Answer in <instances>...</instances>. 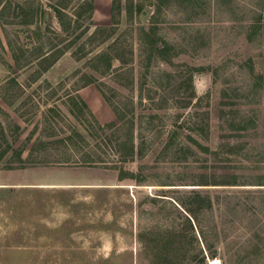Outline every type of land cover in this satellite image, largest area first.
Wrapping results in <instances>:
<instances>
[{
	"label": "rangeland",
	"instance_id": "1",
	"mask_svg": "<svg viewBox=\"0 0 264 264\" xmlns=\"http://www.w3.org/2000/svg\"><path fill=\"white\" fill-rule=\"evenodd\" d=\"M85 1L0 0V131L37 126L46 156L25 165L43 188L0 189V264H264V0H94L93 18ZM19 163L0 158V183ZM193 191L214 202L199 223Z\"/></svg>",
	"mask_w": 264,
	"mask_h": 264
},
{
	"label": "trees",
	"instance_id": "2",
	"mask_svg": "<svg viewBox=\"0 0 264 264\" xmlns=\"http://www.w3.org/2000/svg\"><path fill=\"white\" fill-rule=\"evenodd\" d=\"M84 5L87 7V10L89 12V17L93 18V14H94V11H95L94 0L85 1ZM40 9L41 10L36 11L33 15L37 16L39 11H40L41 12L40 14L42 16V14H44V13H43L42 8H40ZM53 10H54V12L56 14V17H57L58 21L64 27V29H66V30L70 29L71 26H72L71 25L72 19H70V16L67 14L66 8H64V6H61V5H54L53 6ZM140 11H141V9H139V12ZM30 22L33 23V17H32L31 20H29L27 22H24V23L27 24V23H30ZM155 30H156L155 28H151L150 33L146 32L145 30H144V33H145L146 36H149V35L153 36L156 33ZM97 31L98 30H96L94 33H97ZM149 44L153 48H155L157 43L155 41H150ZM11 48H12V46L10 45V49ZM159 51L162 52L161 50H159ZM53 53L51 54L52 57H51V55H48L45 58L46 62H48V65L45 67V71L47 69H49L52 65H54V63L65 53V51L64 50H59V51H56V52H53ZM13 57H14L15 62L17 63L18 59L16 58V56L14 54H13ZM48 57H50V58H48ZM12 82L15 83V80H12ZM103 96L106 99V101L111 105V103L109 102V99H107V97L104 94H103ZM80 101H81L83 107L85 109L89 110V108L86 105V103L83 100H80ZM114 111L116 112L117 116L119 117V114L117 113V111L115 109H114ZM91 115L93 116L92 113H91ZM97 124L99 125V127L104 128V126H101V124L98 121H97ZM115 125H116V123H110V124L105 125V126L112 127V126H115ZM20 129H21L20 127H18V126L16 127V131L18 133L20 132ZM76 135L78 137H80L81 139L83 138V136L80 133H78V132H76ZM177 135H178V132L175 131L174 132V136H177ZM0 138L6 143V147L0 152L1 153L0 155H5L8 152V150L12 149V145L7 140L6 132H5V130L3 128L0 131ZM69 139L72 140L73 137L69 136L68 138H66V140H69ZM66 140H61V142H65ZM121 145H128L129 146L128 147V152L125 155H130V156L134 155L135 146H134V142H133V138L132 137H131V141L124 142ZM0 148H2V144L1 143H0ZM204 150L206 152L209 151L208 148H204ZM15 153H21V152H15ZM17 159L20 162L22 161L21 158H17ZM13 168H14V166L9 165L7 169H13ZM212 179L213 180L210 181L208 179V177H206V179L203 180L201 185H205V186H208V185H224V186L238 185V180H237L236 176H233V175L232 176H228V175L222 176L220 178L221 180H215V179H219V178H216L215 176ZM260 183L261 184H257V185H264V182H260ZM182 207L185 209V211L188 213V215L191 218H193L195 221H197L199 223L200 219L202 218V215L204 216V215L208 214L209 212H213L214 202H213V199H212L211 195H209L207 193L203 194V193L198 192V191H193L192 195L189 198V201L188 202H184L182 204ZM260 225H261L260 229L262 231H264L263 224H260ZM200 233H201V236H202V239H203L204 243L208 247V250L212 251V253H213L212 258L215 257L216 250H212V248L210 247L205 232L201 229ZM257 237H258V239L260 238V236H257ZM252 253L255 254V255H260V254L263 253V248L260 246V242L255 243L254 248L252 250Z\"/></svg>",
	"mask_w": 264,
	"mask_h": 264
},
{
	"label": "crops",
	"instance_id": "3",
	"mask_svg": "<svg viewBox=\"0 0 264 264\" xmlns=\"http://www.w3.org/2000/svg\"><path fill=\"white\" fill-rule=\"evenodd\" d=\"M78 94L101 125L115 121L113 111L101 91L96 86L89 85L83 87L78 91ZM1 107L3 108L2 105ZM18 127H20L23 132L24 128L20 124H18ZM25 132L9 142L12 145V149L8 150L5 155H0V158L22 159L21 162L18 161L22 168L15 169L14 167L13 169H9L10 171H8L7 179L10 181L1 182L0 189H6L7 191L12 192L25 189H40L44 187V185H41L40 183L31 182V178L28 176L29 169L25 167L31 158H46L44 155V145L40 142L41 130L36 126L32 130H29V132ZM9 151L12 154L9 155Z\"/></svg>",
	"mask_w": 264,
	"mask_h": 264
}]
</instances>
